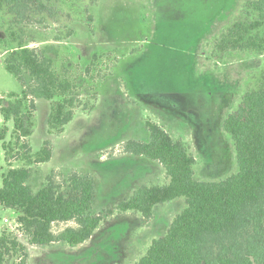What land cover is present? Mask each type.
Instances as JSON below:
<instances>
[{
  "label": "rangeland",
  "instance_id": "374dc122",
  "mask_svg": "<svg viewBox=\"0 0 264 264\" xmlns=\"http://www.w3.org/2000/svg\"><path fill=\"white\" fill-rule=\"evenodd\" d=\"M246 1L50 0L44 3L45 12L30 6L20 21L0 12L1 101L21 91L4 66L18 42L30 49L53 46L54 72L76 85L83 105L92 104L93 91L97 94L93 110L75 109L62 133H50L47 124L51 104L58 99L35 102L33 133L26 143L34 154L48 141L51 159L28 167L27 184L35 194L51 171L59 182L72 173L91 175L96 185L92 213L103 221L80 246L36 247L28 245L16 225L17 214L0 208V236L17 238L26 264H136L151 242L165 235L184 208L183 199L158 206L150 221L115 209L139 185L166 182L157 162L119 153L126 141H148L146 121L185 145L195 159L197 181L219 182L236 174L234 147L222 123L243 94L255 89L264 72V55L230 53L219 62L212 55L215 41ZM94 55L99 59L88 74L85 69ZM24 80L28 86L29 79ZM6 129L3 142L8 143L12 124ZM1 146L2 141L0 185L3 172L24 166L8 164ZM12 262L9 257L6 264Z\"/></svg>",
  "mask_w": 264,
  "mask_h": 264
},
{
  "label": "trees",
  "instance_id": "16d2710c",
  "mask_svg": "<svg viewBox=\"0 0 264 264\" xmlns=\"http://www.w3.org/2000/svg\"><path fill=\"white\" fill-rule=\"evenodd\" d=\"M49 1L0 0V12L6 11L20 21L30 6L41 14L45 12L44 3ZM10 32L9 36H13ZM18 44V50L10 52L4 66L19 82L21 91L9 94L6 103L0 100V141L4 160L24 166L1 174L0 208L17 214L16 223L28 237V245L63 243L77 247L90 240L103 221L101 215L92 213L95 180L88 174L72 173L59 182V175L51 171L43 187L33 194L27 184L28 167L49 162L51 150L45 141L32 154L26 140L33 133L37 100L58 99L51 104L47 124L50 133H62L75 109L93 110L97 94L93 91L89 106L81 103L76 85L54 72L57 50L53 46L30 49ZM230 53L264 55V0L246 1L215 41V61H222ZM98 59L96 55L92 57L86 73ZM24 77L30 81L28 86ZM9 123L12 141L5 143ZM145 126L148 141H126L120 145L119 153L157 162L166 182L136 188L115 209L137 213L149 221L158 205L183 199L184 208L136 264H264V72L255 89L246 91L236 110L223 120L222 130L232 141L237 164L236 174L225 180L197 181L195 159L185 145L154 122L146 121ZM56 225L64 227L53 230ZM9 257L12 264H26L24 246L13 235L4 233L0 236V264H6Z\"/></svg>",
  "mask_w": 264,
  "mask_h": 264
},
{
  "label": "crops",
  "instance_id": "0c3cea01",
  "mask_svg": "<svg viewBox=\"0 0 264 264\" xmlns=\"http://www.w3.org/2000/svg\"><path fill=\"white\" fill-rule=\"evenodd\" d=\"M128 156H130V155H128ZM137 157V156H136ZM138 158H141V157H138ZM142 158H144V157H142ZM141 186H145L144 184L142 185L141 184ZM139 187H140V185H139ZM138 188V187H137ZM136 190V189H135ZM134 191V190H133ZM132 191V192H133ZM132 192H131V194H132ZM130 194V195H131ZM95 198H96V196H95ZM178 200V199H177ZM175 201V200H174ZM166 204V203H165ZM162 205H164V204H161V205H158V206H162ZM158 206H156L155 208H154V211H153V217H154V212H155V210H156V208H158ZM10 211H12V210H10ZM13 212V211H12ZM128 213H134V212H128ZM137 214V213H136ZM142 218V217H141ZM143 219V218H142ZM152 220V219H151ZM150 221V220H149ZM96 232V231H95Z\"/></svg>",
  "mask_w": 264,
  "mask_h": 264
},
{
  "label": "built area",
  "instance_id": "2783aa9c",
  "mask_svg": "<svg viewBox=\"0 0 264 264\" xmlns=\"http://www.w3.org/2000/svg\"><path fill=\"white\" fill-rule=\"evenodd\" d=\"M4 222H5V223H7V222H8V220H6V219H5V220H4ZM16 225H18V224H16Z\"/></svg>",
  "mask_w": 264,
  "mask_h": 264
}]
</instances>
